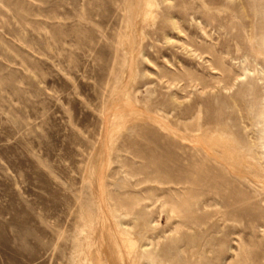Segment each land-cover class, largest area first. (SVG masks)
<instances>
[{"label":"rangeland","instance_id":"1","mask_svg":"<svg viewBox=\"0 0 264 264\" xmlns=\"http://www.w3.org/2000/svg\"><path fill=\"white\" fill-rule=\"evenodd\" d=\"M263 111L264 0H0V264H264Z\"/></svg>","mask_w":264,"mask_h":264},{"label":"bare ground","instance_id":"2","mask_svg":"<svg viewBox=\"0 0 264 264\" xmlns=\"http://www.w3.org/2000/svg\"><path fill=\"white\" fill-rule=\"evenodd\" d=\"M154 1H156V0H154ZM149 2H150V1H149ZM151 4H152V3H151ZM153 5H154V4H153ZM153 5H152V6H153ZM155 5H156V3H155ZM158 5H159V4H158ZM153 8H154V6H153ZM216 8H217V7H216ZM212 9H213V8H212ZM149 13H150V12H149ZM127 92H128V91H127ZM127 92H126V93H127ZM126 95H127V94H126ZM129 98H130V97H129ZM111 104H112V103H111ZM260 104H261V103H260ZM129 106H130V105H129ZM129 110H130V108H129ZM133 110H134V109H133ZM263 113H264V111H263ZM263 116H264V115H263ZM147 117L150 118V115H149V116L147 115ZM151 118H152V117H151ZM129 129H130V128H129ZM130 130H131V129H130ZM209 132H210V130H209ZM209 134H212V133H209ZM105 219H106V218H105ZM103 224H104V223H103ZM106 225H107V224H106ZM116 228H117V227H116ZM117 232L120 234V237L123 238V242H124V241H125V243L128 242L127 246H128V245L135 246V247L137 246V250H141V251L144 252V253L146 252V250H147V245H139V243L136 241V239L131 238L129 232H128V233H129L128 237H127V234H128V233H127L126 231L117 230ZM119 234H118V235H119ZM121 234H122V236H121ZM124 235H126V236H124ZM114 236H115V235H114ZM116 236H117V235H116ZM101 239H102V238H101ZM117 239H119V237H117ZM117 239H116V241H117ZM119 241H120V240H119ZM117 242H118V241H117ZM120 242H121V241H120ZM120 242H119V243H120ZM101 243H102V242H101ZM101 243H100V244H101ZM125 243H124V244H125ZM98 244H99V243H98ZM116 244L119 245L118 243H116ZM134 244H135V245H134ZM127 246H126V247H127ZM131 246H130V247H131ZM100 247H101V246H100ZM119 247H121V246H119ZM132 248H133V247H132ZM135 249H136V248H135ZM132 251H133V250H131V252H132ZM117 252H118V251H117ZM123 253H124V252H123ZM129 253H130V251H129ZM125 254H126V251H125ZM131 254H132V253H131ZM127 258H128V257H127ZM122 259L124 260V258H122ZM122 259H121V261L123 262ZM126 260H127V259H126ZM98 261H99V263L103 264V263H102L103 260L101 261L100 259H98ZM100 261H101V262H100ZM124 261H125V260H124ZM133 261H134V259H133ZM122 262H121V264H122ZM125 262H126V261H125ZM125 262H124V263H125ZM127 262H128V261H127ZM136 262H137V261H136ZM136 262H135V263L133 262V264H136ZM149 262H150V261H149ZM124 263H123V264H124ZM125 264H128V263H125ZM158 264H159V263H158ZM161 264H164V263H161Z\"/></svg>","mask_w":264,"mask_h":264}]
</instances>
